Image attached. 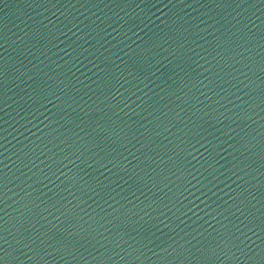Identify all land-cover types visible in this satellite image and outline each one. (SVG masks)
Returning a JSON list of instances; mask_svg holds the SVG:
<instances>
[{
	"label": "water",
	"instance_id": "95a60500",
	"mask_svg": "<svg viewBox=\"0 0 264 264\" xmlns=\"http://www.w3.org/2000/svg\"><path fill=\"white\" fill-rule=\"evenodd\" d=\"M0 264H264V0H0Z\"/></svg>",
	"mask_w": 264,
	"mask_h": 264
}]
</instances>
